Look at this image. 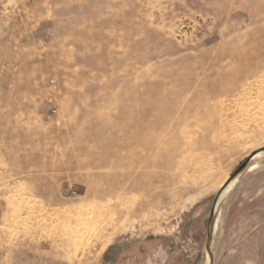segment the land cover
Segmentation results:
<instances>
[{
    "label": "rangeland",
    "instance_id": "obj_1",
    "mask_svg": "<svg viewBox=\"0 0 264 264\" xmlns=\"http://www.w3.org/2000/svg\"><path fill=\"white\" fill-rule=\"evenodd\" d=\"M261 150L264 0H0V264H264Z\"/></svg>",
    "mask_w": 264,
    "mask_h": 264
},
{
    "label": "water",
    "instance_id": "obj_2",
    "mask_svg": "<svg viewBox=\"0 0 264 264\" xmlns=\"http://www.w3.org/2000/svg\"><path fill=\"white\" fill-rule=\"evenodd\" d=\"M264 150H261L259 152H263ZM259 152H255L251 155V157L241 166L239 167V169L236 171L235 175L239 174L245 167L246 165L248 164V162L251 160V158H253L254 156H256ZM219 204V199L216 201L215 203V206L217 207V205ZM215 211V207H214V210Z\"/></svg>",
    "mask_w": 264,
    "mask_h": 264
},
{
    "label": "crops",
    "instance_id": "obj_3",
    "mask_svg": "<svg viewBox=\"0 0 264 264\" xmlns=\"http://www.w3.org/2000/svg\"><path fill=\"white\" fill-rule=\"evenodd\" d=\"M41 186H42V187H41ZM41 186L38 187V188H40V189H48V188L51 187V185H49V182H43V183L41 184Z\"/></svg>",
    "mask_w": 264,
    "mask_h": 264
},
{
    "label": "bare ground",
    "instance_id": "obj_4",
    "mask_svg": "<svg viewBox=\"0 0 264 264\" xmlns=\"http://www.w3.org/2000/svg\"><path fill=\"white\" fill-rule=\"evenodd\" d=\"M228 189V188H227ZM220 198H222V197H220Z\"/></svg>",
    "mask_w": 264,
    "mask_h": 264
}]
</instances>
